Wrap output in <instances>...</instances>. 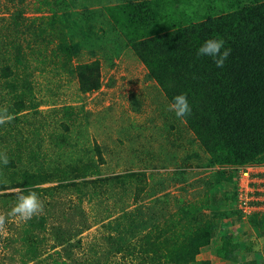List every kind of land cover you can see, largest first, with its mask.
I'll list each match as a JSON object with an SVG mask.
<instances>
[{
  "label": "trees",
  "instance_id": "obj_1",
  "mask_svg": "<svg viewBox=\"0 0 264 264\" xmlns=\"http://www.w3.org/2000/svg\"><path fill=\"white\" fill-rule=\"evenodd\" d=\"M42 1L53 3L48 17H27L24 0H4L15 10L0 17V108L14 117L0 125V152L9 157L0 164V192L13 191L0 194L13 233L0 236L5 249L13 247L21 264H209L196 260L204 247L235 262L240 246L231 232L216 234L237 200V170L264 165V0H140L119 8L127 46L168 106L187 96L191 114L173 116L208 155L209 173L197 180L202 196L173 211L167 197L153 199L145 173L101 174V149L77 104L100 88L98 63L73 65L70 7ZM208 38L231 49L222 69L197 56ZM29 189L43 211L17 222L8 213L17 190ZM248 223L264 236V214Z\"/></svg>",
  "mask_w": 264,
  "mask_h": 264
},
{
  "label": "rangeland",
  "instance_id": "obj_2",
  "mask_svg": "<svg viewBox=\"0 0 264 264\" xmlns=\"http://www.w3.org/2000/svg\"><path fill=\"white\" fill-rule=\"evenodd\" d=\"M131 1L140 0H69V34L75 53L73 65L96 61L100 83L97 91L84 94L77 104L84 106L92 141L101 149V174L145 173L148 186L156 189L153 199L167 197L173 211L179 201L202 196L204 185H198L197 180L209 173L206 168L208 155L184 123L173 116L159 87L148 78L146 69L127 46L117 22L121 13L119 8ZM15 4L7 6L0 0V17L6 18L15 10ZM27 15L43 16L31 12ZM43 96H46L45 92L40 97ZM49 106L46 104L41 109L46 110ZM248 167L251 172L247 189L249 193L253 190L248 198L253 201V211L245 216L238 208L237 200L233 204L230 202L226 207L229 217L220 221L216 234L220 238L227 231L231 232L233 242L240 246L237 260L218 259L210 247H204L196 257L198 262L245 264L252 259L264 261V236L248 223L250 217L259 218L264 214V165ZM236 176L234 191L238 196L239 170ZM221 189L222 186L218 187ZM11 192L6 190L0 194ZM151 205L144 200L141 208L147 210ZM4 230L7 235L0 233L1 237L13 235L5 225ZM3 244L0 240V264H21L19 255L13 253L14 248L5 249Z\"/></svg>",
  "mask_w": 264,
  "mask_h": 264
},
{
  "label": "clouds",
  "instance_id": "obj_3",
  "mask_svg": "<svg viewBox=\"0 0 264 264\" xmlns=\"http://www.w3.org/2000/svg\"><path fill=\"white\" fill-rule=\"evenodd\" d=\"M223 39L208 38L199 47L197 56H207L214 58L213 62L217 68H223L225 61L231 54V49L224 47ZM169 110L174 112L178 118H185L191 114V107L187 96L183 93L173 97L169 104ZM13 115L7 108H0V125L11 122ZM0 164L7 166L9 157L6 152H0ZM247 167V166H246ZM25 191L27 194H25ZM43 211V202L39 199L37 193L33 190H17L16 202L8 215L16 217L18 222H27L33 216ZM6 215L0 213V233L7 235L4 230Z\"/></svg>",
  "mask_w": 264,
  "mask_h": 264
},
{
  "label": "built area",
  "instance_id": "obj_4",
  "mask_svg": "<svg viewBox=\"0 0 264 264\" xmlns=\"http://www.w3.org/2000/svg\"><path fill=\"white\" fill-rule=\"evenodd\" d=\"M250 172L251 169L248 166L239 168V189L237 196V206L245 214V216H249L253 211V208L251 207L253 201L248 198V196L253 193V190L249 193V190L247 189L249 184ZM250 197L252 198V196ZM252 199L254 200V198Z\"/></svg>",
  "mask_w": 264,
  "mask_h": 264
},
{
  "label": "crops",
  "instance_id": "obj_5",
  "mask_svg": "<svg viewBox=\"0 0 264 264\" xmlns=\"http://www.w3.org/2000/svg\"><path fill=\"white\" fill-rule=\"evenodd\" d=\"M53 1V0H51ZM65 3L70 7L69 0H64ZM53 4V3H52ZM46 2L42 0H24V7L23 10L26 11V16L29 17L30 15H27L28 13L36 14V13H42L44 17L50 16V6ZM35 17H43L34 15Z\"/></svg>",
  "mask_w": 264,
  "mask_h": 264
}]
</instances>
